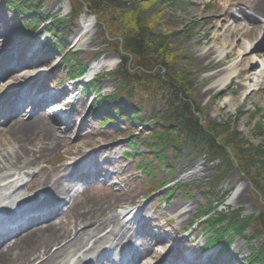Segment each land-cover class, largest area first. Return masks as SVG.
Instances as JSON below:
<instances>
[{"label": "rangeland", "instance_id": "rangeland-1", "mask_svg": "<svg viewBox=\"0 0 264 264\" xmlns=\"http://www.w3.org/2000/svg\"><path fill=\"white\" fill-rule=\"evenodd\" d=\"M18 1L12 9L11 4L9 8L4 0H0V27L6 31L4 34L13 35L17 42L27 43L22 53L36 46L22 37L26 33L25 28L30 27L28 20L31 13L28 9L31 6L42 15L40 24L46 19L56 18L60 29L66 30L61 32L67 37V42L58 46L51 44V41L58 40H54L55 36L50 35L45 26L34 33L40 34L42 40L47 37L49 45L54 47L38 48L42 54L40 61L54 63L45 70L47 75L43 84L46 91L47 88L59 89L64 85L73 89L71 84L76 80H68L74 79L81 69L85 71L103 57L118 55L120 58L114 68L103 67L97 72L95 80L81 83L79 89L84 91L82 94L78 88L74 92L77 95L73 105L75 126L71 124L73 129L65 143L83 145L87 152H80L77 159L89 156V152L93 151L101 160L99 166L104 174L108 169L116 172L106 175V179L88 177L81 182L74 176L69 177V182L76 188L82 184L85 186L74 203L84 208L92 198H96V201H109L110 204L116 202L113 208L118 210L136 199L133 207L141 203L145 211L138 224L142 227L138 237L140 241L144 238L148 240L149 249L157 242L165 243V251L169 252L165 256V264L168 258L177 256H187L195 262L207 258L208 264H220L221 261L240 264L241 259H249L253 253L262 254L260 257L264 259V230L259 221L260 212H264V157L252 159L246 156L264 145V96L255 92L257 87L240 89L241 82L236 77L221 90L200 94L208 85L203 78L211 69L199 66L192 51L210 44L203 37L205 29L210 28L213 22L207 19L215 14L219 18H227L224 15L226 0H110L102 3L103 10L93 14L90 13L89 0ZM23 1L26 2L22 4ZM234 1L237 0H229ZM236 5L237 2H234L231 7L236 8ZM82 16L94 19V31L89 34L93 40L88 50H78L72 43L80 29ZM127 36L141 41V55L125 48ZM3 51L0 47V52ZM122 56L126 58L125 64ZM167 79L177 82L181 88L170 90ZM8 81L11 80L7 79L5 83ZM161 81H165V87L160 84ZM33 82L30 80L23 85ZM4 86L0 87L2 97L5 93H12L13 89L10 85ZM98 94L108 99L116 97L118 102L128 104L130 109L136 108L139 122L144 125H133L120 117L113 119L108 115L107 124L102 123L105 115L94 118L92 106ZM175 94L192 103L191 109L203 132L216 137L222 146H226L227 141L233 143L231 148H214L206 134L201 138L188 134L179 124L175 108L178 101L173 104ZM111 111L115 112L114 109ZM153 115L164 118L158 130L153 128ZM48 120L51 121V117ZM54 125L63 126L66 130L63 123ZM131 141L138 149V155H134ZM146 146H152V151L148 152ZM66 149L64 146L59 152L51 154L40 167L50 172L67 156ZM70 151L74 152L76 148ZM86 159L85 162L92 165L93 159ZM142 160H148L150 165L145 173L137 167L144 165ZM81 163L84 166V161ZM193 165L199 167L202 175H189ZM82 168L86 174L84 169L89 168L88 164ZM110 181L113 184H109ZM238 186L242 188L244 200L239 204L231 203ZM33 190L37 194L42 192L34 187L27 192ZM69 205L60 203L61 210L67 212L64 221L70 219ZM213 206L226 218L221 230L229 227L230 220L241 218L244 223L242 234L228 231L231 244L219 253L220 248L217 247L209 252L202 251L212 236L206 225L189 228L191 222L197 219L200 208ZM184 211H187L186 215L178 219V214Z\"/></svg>", "mask_w": 264, "mask_h": 264}, {"label": "bare ground", "instance_id": "bare-ground-1", "mask_svg": "<svg viewBox=\"0 0 264 264\" xmlns=\"http://www.w3.org/2000/svg\"><path fill=\"white\" fill-rule=\"evenodd\" d=\"M234 2H237L236 8L231 7ZM234 2L226 0L224 15L227 18H219L215 14L207 19L213 22L210 28L205 29L203 37L210 44L192 50L199 66L211 69L203 78L208 85L200 94L221 90L236 77L241 82L240 89L257 87V91L255 88L252 91L264 96V0ZM1 28L0 47L4 51L0 52L3 54L0 58V87L5 84L4 88L8 85L14 88L30 80L34 82L24 85L22 93L5 97L0 104V119L3 121L0 126V231L13 228L0 233V264L166 262L165 256L169 252L165 251V243L157 242L149 249L146 238L138 241L137 235L142 232L138 224L145 211L144 205L139 207L141 203L133 207L136 199L118 210L113 208L116 202L110 204L109 201H96V198H92L84 208L74 203L76 185L69 182V177L74 176L81 182L88 177H104L116 172L108 169L104 174L96 152L90 151L88 155L91 157L77 159V155L84 151L83 145L65 143V139L70 137L71 128L75 126V115L70 110L77 95L71 92V87L63 88L64 92H71L72 95L56 105H49L47 111L42 110L59 96L56 91L50 92L48 88L46 91L43 84L47 75L45 70L54 64L53 61H40L36 47L22 53L27 43L17 42L13 35L4 34L6 31ZM93 31L94 19L82 16L80 29L72 42L74 47L88 50L93 40L89 34ZM83 35L87 37L83 38ZM119 62L118 55L103 57L90 65L88 75L97 73L103 67L114 68ZM6 79L11 81L5 83ZM63 109L65 115L61 112ZM48 117H57L67 124L66 130L63 126L52 124ZM64 146L67 147V156L63 157L61 164L50 172L40 167L47 157ZM73 147L76 151L71 152ZM86 158L93 159L92 165L85 162ZM87 164L89 168L85 174L81 171ZM190 170V176L202 175L197 165ZM33 187L42 192H27ZM62 199L70 204L71 209L70 219L65 221L63 217L67 213L59 207ZM243 200L244 193L238 186L230 202L239 204ZM186 212L179 213L178 219L183 218ZM40 220L44 222L39 223ZM132 245L135 247L130 250ZM127 248L129 253L126 255ZM119 255L126 256L125 260H118ZM207 260L205 258L195 263L187 256H177L168 258L167 264H206Z\"/></svg>", "mask_w": 264, "mask_h": 264}, {"label": "trees", "instance_id": "trees-1", "mask_svg": "<svg viewBox=\"0 0 264 264\" xmlns=\"http://www.w3.org/2000/svg\"><path fill=\"white\" fill-rule=\"evenodd\" d=\"M89 1H90V5H89L90 13L93 14V13H97V12L103 10L102 3L109 2L110 0H89ZM17 2H19V1L18 0H4L3 3L8 4L9 8H11L9 6V4H11L12 9H13V7L16 4H18ZM24 2H26V1H23L22 4H24ZM28 10L31 13L30 19L28 21L30 23V26L32 25V27L25 28L26 29V35L33 36L34 35L33 33L36 31V27L38 26V24H40L39 19L42 18V15H40L38 13V10L32 6ZM43 24L46 26V28L48 30H50V35L53 34L55 36L54 40H58L57 42L51 41V44L53 43V44L58 46V44L62 45L63 43L67 42L66 41L67 37L65 36V34H63L61 32V31H66V30L60 29L61 27L58 26L56 23V18L46 19L43 21ZM136 36L142 37L141 35H138V34ZM47 46H46L47 48H51V49L53 48L54 49V47L52 45L48 44ZM82 72H84V68L80 70V73H82ZM159 80L160 79H158L157 81H159ZM143 81L145 82L144 79H143ZM167 81H168V79H167ZM160 84L164 85L165 81H163V82L161 81ZM165 86L166 85H164V87ZM168 86L170 87V90L173 88H179V89L181 88L180 84H178L177 82L174 83V82H172V80L168 81ZM89 88H91V87H89ZM178 96H179L178 94H175L176 99L175 100L173 98L172 99L174 101L173 104H175V102L178 101V104H177L178 106L176 105L175 108L177 109V113H178V117H179V119H178L179 124L182 125L188 131L187 132L188 134H191L194 137L201 138L206 133L203 132L201 126L199 125L198 119L195 117V113L191 109L192 103L188 99H186L185 97L183 98L181 96H179V97ZM94 101H96V102L92 106L93 115L97 118L105 115L104 119H105L106 123L109 122V118L106 117V115L109 114L113 119L120 117L123 121L129 122L133 125H138V124L140 126L144 125L143 122H139V117H138L136 108L130 109L128 104H126V103L121 104L120 102H118L116 97L108 99L105 96L98 94V95H96V98ZM113 109L115 110L114 113H112V111H111ZM176 109L174 111H176ZM163 119H164L163 116L153 115L151 117V120L154 121L153 128H156L158 130L159 125ZM192 119H193V122H191ZM206 137H210L211 146H214V148L227 150V148H231V146L233 144V143L227 141V142H225L226 146H222L221 143L217 142L216 137H214L213 135L206 134ZM130 144H131V146H133V148L135 150L134 155H138V149H136L135 145L132 144V141ZM146 149L148 152H151L153 148H152V146H146ZM263 149H264V145H261L260 149L255 150L253 152H248L249 154L247 153L246 156H251L252 159L255 158L256 156L264 157V150ZM127 155H130V154L127 153ZM159 156L160 155L158 153L157 157L159 158ZM144 160H142V162H144L143 166L141 164L137 166L140 168V171L142 173H145L147 171V167L150 166L149 161L147 160L148 162L147 161L145 162ZM150 162H151V160H150ZM259 187L262 189V185H259ZM161 189L162 188H159L158 190H161ZM215 209H216V207H214V206L213 207H207V208H200L196 222H199L202 225H206L208 227V229L211 230V232H212V236L209 238L211 241L209 242V244H207V246H212L214 244H217V245L221 246L222 250H225L231 244V234H228V231H231L234 234H242V232L244 230V223L242 222L241 218L230 220L229 222L231 224L229 225V227L227 229L221 230L224 227V226H221V224L223 222H225L226 218L224 217V215L221 214V212L218 213L217 212L218 210L217 209L215 210ZM195 224H197V223H192L191 226H194ZM220 230H221V232H220ZM261 255L262 254H257V253L255 255L253 253L252 257H250L249 259H245V258L241 259L240 264H264V259H262L260 257Z\"/></svg>", "mask_w": 264, "mask_h": 264}, {"label": "water", "instance_id": "water-1", "mask_svg": "<svg viewBox=\"0 0 264 264\" xmlns=\"http://www.w3.org/2000/svg\"><path fill=\"white\" fill-rule=\"evenodd\" d=\"M125 48H129L130 51L136 55L142 54V43L139 39H136L132 36H127L125 38ZM123 64L126 63V58L124 56L121 57ZM259 221L264 230V212H260Z\"/></svg>", "mask_w": 264, "mask_h": 264}]
</instances>
